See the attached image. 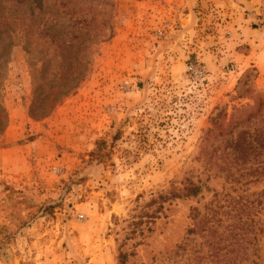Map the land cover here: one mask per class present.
<instances>
[{"label": "rangeland", "instance_id": "1", "mask_svg": "<svg viewBox=\"0 0 264 264\" xmlns=\"http://www.w3.org/2000/svg\"><path fill=\"white\" fill-rule=\"evenodd\" d=\"M19 1L0 0V14L13 5L18 18ZM112 2L113 37L43 119L30 114L23 39L0 23V151L11 150L0 155V264H117L119 252L125 264H264V178L231 179L200 158L217 150L202 142L211 118L258 103L253 86L264 83L249 69L246 85L242 74L221 95L210 63L188 50L230 37L219 26L243 0ZM194 4L201 20L178 54L168 42L183 35L179 17ZM186 172L202 185L197 196L160 203L157 193Z\"/></svg>", "mask_w": 264, "mask_h": 264}, {"label": "trees", "instance_id": "2", "mask_svg": "<svg viewBox=\"0 0 264 264\" xmlns=\"http://www.w3.org/2000/svg\"><path fill=\"white\" fill-rule=\"evenodd\" d=\"M19 2V7L23 2L27 5L20 11L19 17L13 16L14 7L9 5L0 14V23L10 24L15 32L12 37L19 35L23 39L22 47L29 59L33 86L30 114L34 119H43L89 77L100 44L114 35V4L112 0ZM38 18L40 21H37ZM248 75L249 72L243 73L238 83L246 85ZM253 89L255 96L252 99L262 101L264 91L255 86ZM259 101L233 108L228 116L221 110L211 118L212 128L202 138L203 145L215 142L217 150L200 158H204L209 165L220 163V170L231 179L238 173H242L240 177L247 176L249 182L264 178V103ZM6 123L7 115L0 95V133ZM97 156L98 152L91 154L92 158L98 159ZM217 159L220 161L217 162ZM193 179L192 172H186L181 182L158 192L156 199L163 204L173 199L197 196L202 185ZM126 259L127 256L119 252L117 264H125Z\"/></svg>", "mask_w": 264, "mask_h": 264}, {"label": "crops", "instance_id": "3", "mask_svg": "<svg viewBox=\"0 0 264 264\" xmlns=\"http://www.w3.org/2000/svg\"><path fill=\"white\" fill-rule=\"evenodd\" d=\"M243 3L245 9H241V12H229V20L226 25L219 26L218 31L224 32L228 30L230 37L224 38L220 36L219 38L223 39L216 41L214 37H208L211 44L218 45L212 50L214 52L211 50L200 52L196 49H188L192 53H197L196 55L203 56L202 58L210 63L209 65L212 67L213 72L210 78L217 82L216 86L221 95L232 91L239 77L249 69L256 70V83H264V29L259 25V16L264 14V0H243ZM195 8L197 6L194 4L187 9L186 14L180 15L179 20L183 27V35L168 42L172 48L177 46L178 49L174 51H178V54H180L181 47L187 45L189 37L192 32L194 33L199 20H201V17H198L200 13ZM245 10L249 11V14H244ZM207 44L210 43L208 42ZM214 55V60L218 59V63L212 62ZM222 61L229 64L226 70L219 69L223 64ZM23 147L25 148L26 146ZM10 151L2 150L0 155H5Z\"/></svg>", "mask_w": 264, "mask_h": 264}, {"label": "built area", "instance_id": "4", "mask_svg": "<svg viewBox=\"0 0 264 264\" xmlns=\"http://www.w3.org/2000/svg\"><path fill=\"white\" fill-rule=\"evenodd\" d=\"M261 25H263V28H264V16L261 19Z\"/></svg>", "mask_w": 264, "mask_h": 264}]
</instances>
